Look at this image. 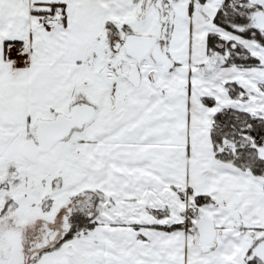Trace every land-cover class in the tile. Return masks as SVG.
<instances>
[{"label": "snow or ice", "instance_id": "6c2138e0", "mask_svg": "<svg viewBox=\"0 0 264 264\" xmlns=\"http://www.w3.org/2000/svg\"><path fill=\"white\" fill-rule=\"evenodd\" d=\"M0 264H264V0H0Z\"/></svg>", "mask_w": 264, "mask_h": 264}]
</instances>
